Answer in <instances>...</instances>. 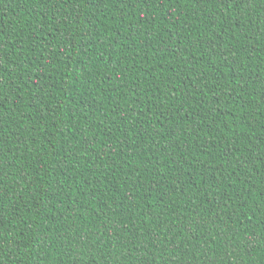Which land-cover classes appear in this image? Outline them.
Segmentation results:
<instances>
[{
  "label": "trees",
  "instance_id": "obj_1",
  "mask_svg": "<svg viewBox=\"0 0 264 264\" xmlns=\"http://www.w3.org/2000/svg\"><path fill=\"white\" fill-rule=\"evenodd\" d=\"M0 264H264V0H0Z\"/></svg>",
  "mask_w": 264,
  "mask_h": 264
}]
</instances>
